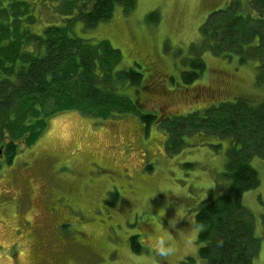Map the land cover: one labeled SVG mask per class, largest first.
Listing matches in <instances>:
<instances>
[{"label": "rangeland", "instance_id": "1", "mask_svg": "<svg viewBox=\"0 0 264 264\" xmlns=\"http://www.w3.org/2000/svg\"><path fill=\"white\" fill-rule=\"evenodd\" d=\"M16 1L24 10L19 19L33 34L71 18L75 37L109 42L118 50L116 68L141 76L136 85L113 83L110 112L118 115L100 119L72 109L39 118L45 125L36 141L18 142L12 160L0 154V264H151L152 234L175 214L183 217L175 230L187 228L197 207L231 183L223 173L233 142L189 120L224 102L264 104V79L257 83L263 64L250 54L240 63L245 49L264 47L263 5L258 0L252 7V0H135L86 26L68 0ZM221 10H227V18H244L229 29L232 34L251 26L263 42L257 37L254 44L242 40L233 47L234 39L223 41L216 34L224 52L205 45L201 30ZM224 20L221 15L215 20L214 32ZM194 64L201 70L194 71ZM190 71L199 72L198 79L182 78ZM115 94L126 98L116 101ZM240 148L235 144L234 150ZM246 160L260 177V187L244 194L243 205L260 239L255 264H264V160L252 152ZM132 236H138L140 253L131 250ZM199 248L196 241L160 264L197 259Z\"/></svg>", "mask_w": 264, "mask_h": 264}, {"label": "trees", "instance_id": "2", "mask_svg": "<svg viewBox=\"0 0 264 264\" xmlns=\"http://www.w3.org/2000/svg\"><path fill=\"white\" fill-rule=\"evenodd\" d=\"M68 1L80 10V18L85 25L90 26L109 19L115 6L131 7L135 0ZM258 1L263 9L264 0ZM2 5L0 17H4L6 25L0 22V147H5L8 158L12 160L18 153V142H34L44 131V120L39 118H50L72 109L99 118L118 115L110 112V100L116 86L113 87V83L120 85L123 81L125 86L136 85L141 74L136 70L133 73L116 68L117 49L110 48L107 41L93 44L75 37L70 29L71 18H68V24L48 26L42 35H35L19 19L22 11L24 13L19 1L4 5V0H0ZM249 5L252 7L253 0L249 1ZM226 13L227 10H221L210 20L211 25L202 28L205 45L222 54L225 49L213 37L216 34L223 41L234 39L233 47L242 40L241 43L247 41L254 44L259 37L262 41L260 32L251 26L232 34L229 29L238 19L244 18L235 15L227 18ZM220 15L226 20L214 32L215 20ZM209 26L214 32L211 34L210 31V35L206 33ZM210 39L212 44H209ZM243 54L241 64L248 59L247 54L257 55L264 68L263 46H251ZM192 67L197 69L194 71L201 70V66L196 64ZM194 71L187 72L182 78L187 81L198 79L200 74ZM257 75L259 84L264 74L259 72ZM115 97L116 101L126 98L117 94ZM212 107L202 111V114L195 112L194 117L197 118L192 117L189 121L196 119L199 121L196 125L201 123L198 128L205 126L219 134L220 138L226 136L231 139L233 146L229 152L232 154L223 173L231 183L223 194L207 198L197 207L195 222L204 223L206 228L198 237L199 257H188L181 264H200L199 260L207 264H255L260 239L255 236L253 218L243 205V196L261 185L259 173L246 156L252 152L264 160V104L254 105L241 99ZM144 119L149 123L152 115ZM235 144L241 148L234 150ZM137 239L138 236H132L131 250L140 253L143 248ZM217 241H222L221 246L217 247Z\"/></svg>", "mask_w": 264, "mask_h": 264}, {"label": "clouds", "instance_id": "3", "mask_svg": "<svg viewBox=\"0 0 264 264\" xmlns=\"http://www.w3.org/2000/svg\"><path fill=\"white\" fill-rule=\"evenodd\" d=\"M181 218L183 217L175 214L167 227H162L159 233L152 234L151 239L148 241V247L153 253L151 264H160L161 260L179 256L182 249L194 246L195 242L198 241L199 235L206 230L205 224L202 222H194L183 230H175V225ZM221 244L222 241H217V247L221 246Z\"/></svg>", "mask_w": 264, "mask_h": 264}, {"label": "flooded vegetation", "instance_id": "4", "mask_svg": "<svg viewBox=\"0 0 264 264\" xmlns=\"http://www.w3.org/2000/svg\"><path fill=\"white\" fill-rule=\"evenodd\" d=\"M150 66H152L151 63H150Z\"/></svg>", "mask_w": 264, "mask_h": 264}]
</instances>
